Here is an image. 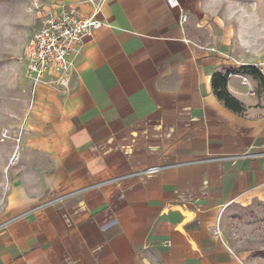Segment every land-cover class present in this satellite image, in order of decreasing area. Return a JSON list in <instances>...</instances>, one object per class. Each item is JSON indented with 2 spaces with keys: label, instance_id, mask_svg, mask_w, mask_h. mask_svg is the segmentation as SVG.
Listing matches in <instances>:
<instances>
[{
  "label": "crops",
  "instance_id": "obj_1",
  "mask_svg": "<svg viewBox=\"0 0 264 264\" xmlns=\"http://www.w3.org/2000/svg\"><path fill=\"white\" fill-rule=\"evenodd\" d=\"M178 1L43 0L103 26L66 87L36 90L0 193V264H251L236 245L264 210V79L249 66L264 0Z\"/></svg>",
  "mask_w": 264,
  "mask_h": 264
},
{
  "label": "rangeland",
  "instance_id": "obj_2",
  "mask_svg": "<svg viewBox=\"0 0 264 264\" xmlns=\"http://www.w3.org/2000/svg\"><path fill=\"white\" fill-rule=\"evenodd\" d=\"M37 1L0 0V193L17 162L23 125L35 105L24 50L40 22ZM241 226L236 249L249 251L251 264H264V210L246 214Z\"/></svg>",
  "mask_w": 264,
  "mask_h": 264
},
{
  "label": "built area",
  "instance_id": "obj_3",
  "mask_svg": "<svg viewBox=\"0 0 264 264\" xmlns=\"http://www.w3.org/2000/svg\"><path fill=\"white\" fill-rule=\"evenodd\" d=\"M171 9H179L178 0H166ZM40 22L24 50L27 76L33 90L42 84L66 87L71 75L73 60L82 51L83 39L101 28L103 23L95 18H84L78 11L65 3L46 9L43 0L35 3ZM182 22L187 16L182 15ZM216 52V49H211ZM237 65H241L236 61ZM264 79V55L249 64ZM53 75L52 80L48 77ZM160 170L151 167L144 171L153 174Z\"/></svg>",
  "mask_w": 264,
  "mask_h": 264
},
{
  "label": "trees",
  "instance_id": "obj_4",
  "mask_svg": "<svg viewBox=\"0 0 264 264\" xmlns=\"http://www.w3.org/2000/svg\"><path fill=\"white\" fill-rule=\"evenodd\" d=\"M227 76L215 75L213 78V89L220 100L233 111L239 112L241 106L227 91Z\"/></svg>",
  "mask_w": 264,
  "mask_h": 264
},
{
  "label": "water",
  "instance_id": "obj_5",
  "mask_svg": "<svg viewBox=\"0 0 264 264\" xmlns=\"http://www.w3.org/2000/svg\"><path fill=\"white\" fill-rule=\"evenodd\" d=\"M184 215H185L186 219H188L190 217V214L186 211H184Z\"/></svg>",
  "mask_w": 264,
  "mask_h": 264
}]
</instances>
